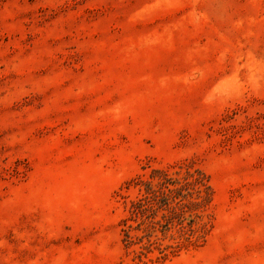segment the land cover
<instances>
[{
    "label": "rangeland",
    "instance_id": "obj_1",
    "mask_svg": "<svg viewBox=\"0 0 264 264\" xmlns=\"http://www.w3.org/2000/svg\"><path fill=\"white\" fill-rule=\"evenodd\" d=\"M0 264H264V0H0Z\"/></svg>",
    "mask_w": 264,
    "mask_h": 264
},
{
    "label": "trees",
    "instance_id": "obj_2",
    "mask_svg": "<svg viewBox=\"0 0 264 264\" xmlns=\"http://www.w3.org/2000/svg\"><path fill=\"white\" fill-rule=\"evenodd\" d=\"M199 175V173H198ZM204 182V177L202 176L199 180L197 179V184L203 186L206 191H209V188L206 186ZM177 189L170 190V193H164V192H156L152 190V188H147V194H151V197H144L142 199L137 200L136 202H133L130 207V215L133 217H137V215H141V217H144L148 219L151 215V212L154 210V207L158 204H160L161 208H166L167 206V200L169 199L170 194L177 193ZM207 195V194H206ZM199 199V197H198ZM209 199L208 195L203 198V203L207 202ZM194 205L199 206V201L197 203H194ZM126 238H129L128 233L126 232ZM129 242V240H126Z\"/></svg>",
    "mask_w": 264,
    "mask_h": 264
}]
</instances>
